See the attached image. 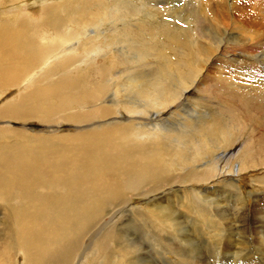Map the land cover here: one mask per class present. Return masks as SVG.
<instances>
[{"label": "rangeland", "instance_id": "obj_1", "mask_svg": "<svg viewBox=\"0 0 264 264\" xmlns=\"http://www.w3.org/2000/svg\"><path fill=\"white\" fill-rule=\"evenodd\" d=\"M121 2H128V7L119 8ZM41 8L40 0L19 1L13 12L11 8L6 9L11 18L8 23L26 12L37 19ZM154 8L157 9L155 13L152 12ZM88 10L85 20L90 21V25L82 36L86 40H81L76 52H86L92 44L106 48L102 50L105 54L97 56L95 61L104 72L92 69L85 76L89 74L98 93L117 91L128 110L122 108L120 114H108L102 118L89 115L90 119L86 121H64L59 125L38 120L55 121L61 118L59 114L41 118L42 113L37 111L27 118L30 120L0 116V144L22 142L27 136L36 138L100 129L107 123H127L131 115L146 118L141 114H130L136 110L129 103L133 94L135 102L159 99L162 102L165 91L162 90L161 96L160 91L157 93L160 85L170 87L172 83L177 89L182 85L185 90L167 108H149L151 115L160 110V119L148 116L152 122L147 127L158 122L165 129L156 134L151 132L147 143L156 146L163 140L175 146L172 161L168 159L169 155L160 153L165 159L162 182L159 185L145 183L135 192L129 190L118 200L109 201L99 218L80 234L68 264H116L121 257L128 261L120 264H264V183L258 181L264 178V0H95V7ZM142 20H153V28L135 26L142 24ZM68 26L82 28V24L75 21H69ZM88 36L93 38L85 45ZM187 47H192L194 53V57H189V67L193 72L182 68L179 57L181 50L178 49H189ZM117 49L120 52L115 53ZM173 49L176 57L171 53ZM144 51L145 56H140L139 52ZM124 52L127 61L123 63L119 60V53ZM151 52H162L165 59L169 58L154 59L149 55ZM51 62L47 64L50 66ZM62 71L57 67V72ZM183 73H189L188 82L180 77ZM37 75H27L19 88L1 90L0 109L6 104L17 103L21 96H29L35 87L45 86V81L42 84L36 79L31 81ZM57 75L54 74L53 78ZM108 76L115 84L107 82ZM86 77L84 82L88 79ZM181 79L183 84L180 85ZM89 84L82 82L79 88L87 91ZM87 100L84 101L86 110L95 112L96 100ZM37 101L30 102V105L42 107L56 102L47 96H41ZM178 111L183 113L179 115ZM185 113H189L190 118H184ZM208 115L211 119L206 117ZM213 119H220V125L225 127L218 128L217 138L208 128ZM203 134L209 139L206 140ZM195 138L201 144L206 141L205 150L201 149L204 146L199 149L193 146ZM196 166L206 172L210 170L213 177L202 183L190 180ZM219 173L225 174L224 179L215 177ZM230 183L236 188H232ZM39 188L41 192L50 189L47 184ZM191 189H195L202 200L208 198L211 203L204 200L202 207L194 208ZM223 190L227 193L221 195ZM166 196L168 200H165ZM30 200L33 199L21 193L7 198L6 202L0 201V248L7 239L12 241L8 255L12 261L10 264L27 262L25 253L13 243L17 240L18 231L14 232L15 224L20 225L21 219L11 209L16 204L25 210V206H32ZM155 200L156 203L160 200L159 204L176 217L175 223L168 228L165 224L168 220L161 219L159 214L154 215L158 211H149L152 206H158L154 204ZM112 233L114 238L110 237ZM242 238L247 242L248 255L246 251V254L240 252ZM127 244L135 245L137 249ZM130 247L133 248L132 253L126 252ZM160 253L165 259L162 260ZM48 258L56 260L51 255Z\"/></svg>", "mask_w": 264, "mask_h": 264}, {"label": "bare ground", "instance_id": "obj_2", "mask_svg": "<svg viewBox=\"0 0 264 264\" xmlns=\"http://www.w3.org/2000/svg\"><path fill=\"white\" fill-rule=\"evenodd\" d=\"M19 1L23 0H0V6H2V8L0 7V91L3 89L7 91L10 87H21L19 84L22 83L23 78L31 73L33 75L38 73L36 77L31 79L32 82L36 79L38 83L42 84L44 81L46 83L45 86L35 87L29 96H21L17 103L2 106L0 116L30 120L27 118L36 114L37 111L42 113L41 118H49L53 114H59L61 118L55 121L38 119L41 122L43 120V122H54L59 125L64 121L75 123L86 121L90 119L91 115L95 118H102L108 114H120V110L125 107L120 101L117 91L98 93L99 90L93 84V80L88 77L89 74L86 75L88 77L86 82L90 83L89 90L85 91L79 88L82 82L85 85L87 84L84 82L85 73L89 70L95 69L104 72L96 66L95 61L97 56L105 54L102 53V50L106 48L105 46L101 47V44H92L90 50L86 52L82 50L81 53L76 52L81 40H86L82 36L85 34V29L87 30L88 28L87 25H90V21L85 20V18L87 11H89L88 9L95 7V0H58L56 3L54 0H40L42 8L41 14L37 19L33 17L32 13L26 12L23 16L14 19L12 23H8L11 18H9V10L6 9L11 8L13 12V7ZM127 3L122 4L121 2L122 6H119V8L126 9L128 7ZM89 4L93 7L89 6ZM156 11L157 9L154 8L152 12L155 13ZM148 14L152 17L149 12ZM67 16L69 17L68 20ZM141 17L143 16L141 15ZM67 21H75L77 24H82V28L72 29L68 26ZM145 25L152 27L154 26V21H143L142 24H135L138 28H144ZM92 38L88 36L85 45ZM180 45L182 46L183 44L180 43ZM178 50H181L179 57L181 58L182 68L186 69L187 72H193L192 68L189 67L191 61L189 57H194L192 47ZM118 52L120 50H115V53ZM171 53L174 54V57L177 56L176 50L174 52L173 49ZM116 55L114 57H117ZM119 55L120 62L124 63L127 61L125 52L119 53ZM139 55L144 57L145 51L139 52ZM149 55L154 59L168 60L169 58L165 59L166 56L162 52H151ZM51 60L52 62L49 66L47 62ZM93 64H95L94 67ZM57 67L62 68L63 71L57 72ZM54 74L57 75L56 78H53ZM188 74L185 75L183 73V76L180 77H184L186 81L190 77ZM106 80L111 85L115 84L110 77ZM96 82L98 83L95 80ZM131 82L136 83L135 80ZM181 84H183V79H181ZM162 90L165 91V94L162 93ZM184 90L182 85L179 89L172 83H170V87L160 85L157 93L160 91L159 95L161 96V93L164 95L162 102L160 99L155 102L147 100L135 102L136 97L133 94L131 96L132 102L129 103L136 110H133L130 114H141L140 116H147L146 118L135 116L134 118L131 115L127 123H107L100 129L91 128L74 133L51 136L40 135L36 136V138L27 136L25 138L27 142L24 140L22 142L11 141L6 144H0V201L6 202L7 198L20 196L21 193L33 199L30 200L33 202L32 206H25L26 211L23 210L22 206L19 208L16 204L13 207L9 206L12 207L11 211L14 214L16 213V216L21 219L20 225L15 224L14 232L17 229L18 231L17 240L13 243H16V248L20 247L21 251L25 253L26 264H68L70 259L73 258L80 234L93 223L94 219L99 218L100 213L103 212L109 201L118 200L129 190L135 192L136 189H139L145 183L159 185L162 182L161 180L164 177L162 163H165V159L161 157L160 153L169 155L168 159L171 160V157L175 155V146L172 143H164L163 140H160V144L156 146L152 143H147L151 132L156 134V132L165 129L158 122L151 127H147L149 122H152L148 118L151 115L149 108H152V106L167 108L166 106L169 103L177 101L184 93ZM41 96L52 97L56 102L42 107L30 105V102L37 103L38 98ZM87 96H89L88 100ZM85 100H96L95 102L98 105L95 107L90 106L94 107L95 112L86 110ZM124 110L128 109L125 108ZM158 111L160 110H155V113L152 114L154 117H151L152 115L150 117L152 119H160ZM181 113L183 112L178 111L179 115ZM188 116L190 114L185 113L184 118H190ZM206 117L211 119L209 115ZM135 121H148V123L141 124L143 122L138 123ZM212 121L211 126L208 128L212 135L217 138L218 128L225 127L220 125V119L219 121L216 119ZM204 136L206 140L209 139L208 135ZM193 143H195L193 146H197V149L201 146L205 147L201 149H206L205 140H203V145L196 138ZM196 161L197 159H195L194 163ZM215 166L217 168V165ZM210 173V170L206 172L196 166V170L193 171L190 180H197L202 183V181L213 177V173ZM216 175V178L222 176V179H224L225 177L224 173ZM258 181L264 183V178L258 179ZM43 184H47L50 189H43L44 191L41 192L39 186ZM229 185L232 188H236L232 183ZM188 186L190 187V185ZM190 191L193 195L194 208H198V205L202 207L201 203L204 200L211 203L208 198L202 200L195 189ZM226 193L223 190L220 194ZM165 200H168L167 196ZM159 201L156 203L155 200L154 204L158 206H152L149 211H158L154 215L157 216L159 214L161 219L168 220L165 221L168 228L170 224L175 223L176 217L172 215L173 213L171 214L168 208L161 206ZM121 202L123 201L121 200ZM109 232L112 231L110 230ZM10 233H13V231H10ZM114 236V233H112L110 237L114 238ZM217 237L219 238V236ZM243 238L242 240L240 239L242 241L240 252L248 255L247 242L243 241ZM18 241L20 244H18ZM52 244H55L56 247L52 248ZM229 244L231 245V243ZM127 245L133 246L134 250L137 249L135 245ZM11 246L12 241L10 239H7L2 244L0 248V264L12 263L8 256ZM166 248L168 247L166 246ZM233 250L235 251V249ZM125 251L132 253L133 248L130 247ZM245 251L246 253H244ZM50 255L56 260L50 261L48 258ZM160 255L162 260L165 259L162 253ZM122 260L123 257L116 264L128 261V259Z\"/></svg>", "mask_w": 264, "mask_h": 264}]
</instances>
